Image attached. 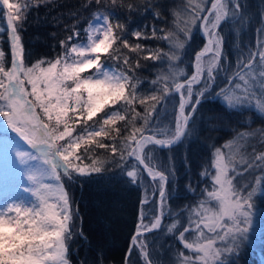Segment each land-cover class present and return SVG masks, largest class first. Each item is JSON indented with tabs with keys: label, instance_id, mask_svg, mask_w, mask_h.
I'll return each mask as SVG.
<instances>
[{
	"label": "snow or ice",
	"instance_id": "snow-or-ice-1",
	"mask_svg": "<svg viewBox=\"0 0 264 264\" xmlns=\"http://www.w3.org/2000/svg\"><path fill=\"white\" fill-rule=\"evenodd\" d=\"M41 7L59 5L0 0V264H73L90 244L75 190L114 179L139 193L122 264H165L160 236L167 264H234L264 197V9L257 20L246 0H80L26 38L48 21ZM226 120L231 137L193 155L198 125ZM105 250L79 264H105Z\"/></svg>",
	"mask_w": 264,
	"mask_h": 264
},
{
	"label": "trees",
	"instance_id": "trees-1",
	"mask_svg": "<svg viewBox=\"0 0 264 264\" xmlns=\"http://www.w3.org/2000/svg\"><path fill=\"white\" fill-rule=\"evenodd\" d=\"M12 2L15 3L17 0H12ZM19 2L24 3V0H19ZM137 2H142V0H137ZM166 2L180 4L181 0H166ZM187 2L188 0H183V3L187 4ZM194 2H197V0H194ZM246 2L248 5L247 11L254 14L256 19L259 20L258 12L264 9V0H246ZM79 3L80 0H53V5H59V7H53V11L50 13H46L44 8L41 7L39 18L43 21L47 15L48 21L41 24L30 22L25 34L26 38H30L37 33L41 36H46L49 32L56 30L51 17L59 16L63 13L65 14V19H67L69 11L78 6ZM32 15L35 17L37 14L34 12ZM152 22L151 17L144 19L143 16H140L136 19V23L151 24ZM255 27L256 25L253 24L249 31L242 36V39L254 40ZM235 40V31H226L225 46L230 47L235 43ZM200 47H202V38L197 34L192 48L189 49V58H191L192 51L198 50ZM153 75L154 73H146L143 78L151 79ZM210 108L215 110L216 105L207 104L203 111L207 113ZM243 119H247V117L245 116ZM227 123L228 121L226 120L225 124L220 125L223 130L212 133L208 132L206 126L198 125L197 132L193 136V140L196 142L191 145L192 154L197 157L205 154L206 148L204 145L208 142L207 137L209 135L215 137L217 143H222L224 140L229 139L231 133L225 127ZM231 124L239 126L236 124L235 117L231 119ZM260 126L259 121L251 125L252 128ZM245 129H247V125H245ZM181 155L182 152L178 149L175 153L176 165L183 179V167L180 163ZM75 196L80 204L81 215L83 216V228L89 238L90 244L74 246L78 247V253L71 257L73 264H79V261L85 258L90 262L95 255V245L101 240L106 242L105 264H122V258L127 249L129 237L133 231L139 193L129 190L114 179L88 184L82 190L77 188ZM181 203L185 202L175 201L173 202V206L175 207L176 204ZM109 209H116V211L112 212ZM252 212V221L257 228L255 232L256 237L254 236L251 242L243 240V242L238 244L230 256L234 264H264V197H253ZM170 242V236H160L157 241L153 242V247L158 250V254L165 261V264H167L168 260L174 259L168 247Z\"/></svg>",
	"mask_w": 264,
	"mask_h": 264
},
{
	"label": "rangeland",
	"instance_id": "rangeland-1",
	"mask_svg": "<svg viewBox=\"0 0 264 264\" xmlns=\"http://www.w3.org/2000/svg\"><path fill=\"white\" fill-rule=\"evenodd\" d=\"M256 226H255V223L252 221V224L249 228V232L247 234H245V239L246 241L248 242H251V239L255 236L256 237Z\"/></svg>",
	"mask_w": 264,
	"mask_h": 264
},
{
	"label": "water",
	"instance_id": "water-1",
	"mask_svg": "<svg viewBox=\"0 0 264 264\" xmlns=\"http://www.w3.org/2000/svg\"><path fill=\"white\" fill-rule=\"evenodd\" d=\"M210 6V5H209Z\"/></svg>",
	"mask_w": 264,
	"mask_h": 264
}]
</instances>
